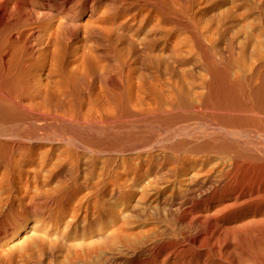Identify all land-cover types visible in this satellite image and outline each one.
Masks as SVG:
<instances>
[{"label": "bare ground", "instance_id": "bare-ground-1", "mask_svg": "<svg viewBox=\"0 0 264 264\" xmlns=\"http://www.w3.org/2000/svg\"><path fill=\"white\" fill-rule=\"evenodd\" d=\"M217 1L209 0L208 3L206 0L208 6L206 4L205 9L201 0H0L1 162L2 137L8 132L4 122L7 119H17L8 107L11 105L7 104L19 105L21 100L32 97L36 91L25 72L26 68L32 67L34 62L41 59L50 67L62 68L69 49L75 47L74 59L77 68H87L92 76L104 81L113 78L111 75L115 71L112 82L117 94L116 97L113 96V104L116 102L119 105L117 107L123 106L124 110L132 104L140 106L141 109L144 107L143 110L163 127L160 143H164V149L174 156L176 163L198 166L192 173L184 175L182 187H176L178 189L171 192L172 195L166 203L155 201L157 204L149 208L148 212L157 221L160 220L161 211L166 215L162 221L163 226H158L161 230L156 232L157 234L149 236L148 240H139L141 242L132 244V247L127 246L129 242L125 244L127 247L118 245L121 248H116L119 250L109 255L98 256V252L97 256L93 257L86 254V248L84 254L83 250L81 253H78L79 250L75 251L79 255L73 253L76 257L70 264H264V0H251L252 3L250 0H223V5ZM82 17H88L84 24L80 22ZM111 17H129L121 27L122 32L113 24H109ZM150 18L155 21L153 28L134 49L133 54L138 65L154 58L158 43L165 36L160 39L157 36L152 37V34L165 29L162 25L169 23L173 25L170 29L179 28L186 33L183 40H179L177 36L173 41L170 40L171 59L180 61L183 58L182 47L189 44V57L193 58L199 53L198 64L210 74V79H204L200 84L198 82L199 92H187L186 88L184 89L186 82L184 86V81L174 80L175 82L170 81V88H167L169 90L157 92L153 98H142L137 94H134L135 99L129 98L130 93L127 92L128 89L125 91L119 74L120 66L124 65L127 59L117 58V45L120 42L122 45L134 47L130 36L134 34H130L131 30L127 29V26L130 21L129 26H132L138 22L144 23ZM141 28L140 25L136 33H139ZM138 45L139 49L136 50ZM103 59L109 62L108 65L101 64ZM111 69L115 70L110 71ZM81 74L78 77H81ZM86 74L83 75L84 78ZM44 108L45 106L41 107ZM113 108L112 106L110 109L114 110ZM101 128L94 126L90 130L98 133ZM155 137L152 139H158ZM80 142L85 143L82 140ZM133 144L145 146L144 142ZM133 146L131 149L127 148L129 150L118 146L120 150L117 148L114 152L133 153L139 148L134 149ZM154 146H151V151ZM95 148L100 154L108 152L102 147ZM159 153L158 155L161 154ZM207 167L210 168L206 169ZM140 206L133 202L131 211L138 212ZM143 209L144 207L142 212ZM66 216L74 219L75 211H69ZM39 228L38 222L27 224L24 233H34ZM12 231H18V227L8 229L2 236L0 223V264L2 253L3 257L11 254V248L6 245ZM89 243L86 244L87 248L90 247ZM83 244L80 247H83Z\"/></svg>", "mask_w": 264, "mask_h": 264}, {"label": "rangeland", "instance_id": "rangeland-1", "mask_svg": "<svg viewBox=\"0 0 264 264\" xmlns=\"http://www.w3.org/2000/svg\"><path fill=\"white\" fill-rule=\"evenodd\" d=\"M201 1H203L202 5L205 6L209 0L207 2L206 0ZM224 1L218 0L217 2L223 5ZM252 1L250 0V3ZM207 6L203 8L206 9ZM128 18L116 17L115 19L111 17L109 24H113L120 31L123 23ZM80 20L81 24H84L88 17H82ZM154 24V19L150 18L144 23L138 22L132 26H127V29L131 30L130 34H134L133 36L130 35L133 39V44H135L134 47L122 45L118 41L117 58L127 59L124 65L121 63V72L119 74L121 75L125 91L128 89L127 92L130 93L129 98L135 99L136 94L142 98H153L157 92L162 93V91L166 92V90H169L167 88H170V81L175 82L177 80L184 81L182 82L183 85L186 82L188 88L185 84V91H190L192 94L197 93L198 90L200 91L198 88L200 82L204 79L207 80V78L210 79L208 71L201 64H198L199 53L195 52L197 55L195 54L193 58L189 57L188 51L191 47L188 46L189 44H185L187 46L182 47L183 58L178 62L171 59L169 53L170 40L173 41L176 36L179 40L185 39L186 33L182 29H170L173 28V25L163 23L164 25L162 26L165 29L157 30L154 32L156 34H152V37L157 36L160 39L165 36L159 41L158 47L154 52V58L143 63V65H138L139 63L133 54L134 49L136 44L143 42ZM140 25L142 28L139 33H136ZM170 30L173 32H170ZM167 32L171 34L169 35ZM85 43L87 42L85 41ZM137 47L136 50L139 49V45ZM75 50V47L69 49L65 63L62 66L63 69L61 67H50L43 59L36 63L34 62L32 67H27L25 72L36 90L34 91V98L33 96L27 97L21 100L19 105L7 104V106L11 105L8 107L18 120L13 118V120L7 119V123L4 122L9 133L6 130L5 136L2 137L0 223H2V236L8 229L13 227H18V231H12L9 234L8 245H6L14 252L16 250V254L11 251L10 257H3L4 253H2V264H70L82 250L84 254L85 248L88 251L86 254L96 257L98 252V256L112 254L114 253L113 251L119 250H116V248L125 246L127 242H129L127 246L132 247V244L135 245L137 242L148 240L161 230L162 221L166 216L161 211L160 220L158 219L159 221H157L148 212L149 208H153L160 201L166 203L170 195L182 185L185 176L188 173H192L196 167L198 168L197 164L183 166L176 163L174 156L164 149V143H160L164 132L163 127L159 121L154 120L149 113L143 110L144 107L141 109L140 106L137 107L132 104L133 106H128L129 109L125 108L124 110L123 106H120L122 108L117 107L118 104L116 102L113 104L117 94L112 82L115 77V71L111 75L113 78L108 80L104 81L101 78H95L89 69H79L75 66ZM105 63L108 65L109 62L104 60L101 64L105 65ZM112 70L115 69L110 71ZM79 71L84 74L87 72V76L85 75L84 78V74L82 75ZM80 74L81 77H78ZM104 83L106 84L103 85ZM45 84L46 86H44ZM191 84L194 86H191ZM65 91L66 93H64ZM114 95L115 97L113 98ZM112 98L113 100H110ZM22 103H27V105L23 106ZM43 106L45 108L41 109ZM112 106L114 110L110 109ZM105 109L108 111H105ZM29 116H33V118L24 119L25 117L29 118ZM148 118L154 122H150L151 120H148ZM150 123L155 127L150 125ZM156 125L158 126L156 127ZM94 126L97 128L102 127L98 132L99 134L97 131L90 130ZM153 128L156 129L153 130ZM102 134L104 135L100 136ZM154 135L158 139H152L155 137ZM73 136H75L74 141ZM149 138L155 141L152 142ZM77 139L79 140L78 142ZM81 140L85 141V143L80 142ZM132 142L138 144H143L144 142L145 144L143 145L145 146L141 145L139 147ZM128 143L129 145H127ZM148 143L152 144L149 146ZM85 144L87 145L85 146ZM90 144L98 147V149L102 147L108 152L105 154L101 153V155L99 151L97 152V148L91 147L92 145ZM154 145L158 146V148ZM118 146L123 147L122 149L124 150L129 147L131 149V146L134 149L138 147L140 149L138 148L133 153L127 151L116 154L117 148L120 150ZM151 146H154L152 151L150 150ZM88 147L93 149H88ZM113 147H116V149L114 148V150ZM148 150H150V153L147 152ZM167 159L168 161H165ZM209 168L207 167L206 169ZM170 170H173V173ZM137 199L141 200L138 201ZM136 201L137 203H135ZM133 202L139 206V203H141L138 212L134 213L131 211L130 206ZM145 204H149L146 205L147 208ZM142 206L144 207L143 212ZM71 210L75 211L76 219L66 216ZM128 214L131 216H128ZM68 219L69 223H67ZM34 222H38L40 228L34 233H24L26 225ZM154 227L156 228L154 229ZM145 236L146 238H144ZM92 241L93 243H91ZM80 243L85 245L83 244V247H80ZM88 243L89 248L86 245ZM110 250L111 252H109ZM65 255L66 257H64Z\"/></svg>", "mask_w": 264, "mask_h": 264}]
</instances>
